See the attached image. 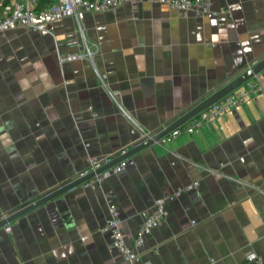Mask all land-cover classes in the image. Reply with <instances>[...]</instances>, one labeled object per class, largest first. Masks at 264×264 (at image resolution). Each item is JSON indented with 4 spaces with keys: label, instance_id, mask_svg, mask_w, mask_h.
I'll return each mask as SVG.
<instances>
[{
    "label": "crops",
    "instance_id": "0c3cea01",
    "mask_svg": "<svg viewBox=\"0 0 264 264\" xmlns=\"http://www.w3.org/2000/svg\"><path fill=\"white\" fill-rule=\"evenodd\" d=\"M213 9L230 14L181 15L144 1L83 12L46 36L1 32L0 217L78 180L91 157L130 151L139 139L130 119L159 134L263 60L264 0H213ZM87 47L92 58L62 61ZM248 82L260 90L235 112L0 229V264H123L102 231L107 196L133 243L154 202L178 190L190 191L167 204V220L138 249L142 261L264 259V71Z\"/></svg>",
    "mask_w": 264,
    "mask_h": 264
},
{
    "label": "built area",
    "instance_id": "2783aa9c",
    "mask_svg": "<svg viewBox=\"0 0 264 264\" xmlns=\"http://www.w3.org/2000/svg\"><path fill=\"white\" fill-rule=\"evenodd\" d=\"M144 1L166 6L181 15L191 13L197 17H206L230 14V10L215 11L213 9V0H50L49 6L46 7L42 6L41 0H0V33L16 29H29L46 36L52 33V28L55 24L67 18L79 19L80 14L83 12L93 14L106 13L124 6L140 4ZM92 56L91 49L87 47L84 52L69 54L62 61L89 59ZM259 90L257 83L248 82L245 91L231 92L197 116L191 118L184 125L164 136L159 143L168 145L185 133L192 135L199 132L202 128L219 121L225 114L235 112L241 104L258 93ZM112 97L115 99L113 95ZM89 111L94 118L97 117L96 112L92 108ZM130 120L133 125L132 132L139 136L135 146L151 140L157 135L144 130L133 119ZM128 151L123 150L119 156L126 154ZM112 161L110 158L99 159L91 157L88 166L78 174V179H84L94 174V177L88 179L83 186H101L107 179L121 174L134 163L132 158L126 159L98 173ZM186 191L190 190H178L158 198L144 215L133 243L128 242L123 233L122 218L117 204L107 196L108 213L102 231L111 237L115 249L122 256L123 264H148L141 260L138 249L144 245L146 238L153 230L167 220L169 216L167 204L179 199ZM7 217L8 215H2L0 222L7 219ZM4 229L9 231V225L4 227ZM247 261L249 263L264 264V259L256 254H250L247 257Z\"/></svg>",
    "mask_w": 264,
    "mask_h": 264
},
{
    "label": "water",
    "instance_id": "95a60500",
    "mask_svg": "<svg viewBox=\"0 0 264 264\" xmlns=\"http://www.w3.org/2000/svg\"><path fill=\"white\" fill-rule=\"evenodd\" d=\"M264 71V59L261 60L259 63L251 67L249 70L241 74L239 77L234 79L232 82L224 86L222 89L217 91L212 96L208 97L206 100L195 106L192 110L181 116L178 120H176L173 124L168 126L164 131L157 134L155 137H153L151 140H147L146 142H143L139 145L134 146L130 151H128L126 154L119 156L115 160H113L110 164L102 168L98 173H101L102 171L109 169L118 163L130 159L134 157L135 155L141 153L142 151L153 147L154 145H161L159 141L166 135H168L170 132L175 130L176 128L184 125L187 123L191 118L197 116L207 108H209L211 105L217 103L220 101L223 97L227 96L231 92L238 89L240 86H242L244 83L252 80L253 78L257 77L260 73ZM94 177V174L91 176L84 178V179H78L73 182H70L66 184L65 186H62L58 188L57 190L50 192L46 196L34 201L27 207L11 214L7 217V219L0 222V229L8 226L10 223L18 220L19 218L27 215L28 213L34 211L35 209L44 206V205H58L60 201L63 199L65 195L70 193L71 191L79 188L82 186L88 179H91Z\"/></svg>",
    "mask_w": 264,
    "mask_h": 264
},
{
    "label": "trees",
    "instance_id": "16d2710c",
    "mask_svg": "<svg viewBox=\"0 0 264 264\" xmlns=\"http://www.w3.org/2000/svg\"><path fill=\"white\" fill-rule=\"evenodd\" d=\"M41 3L43 7H46V6H49L50 0H41Z\"/></svg>",
    "mask_w": 264,
    "mask_h": 264
}]
</instances>
